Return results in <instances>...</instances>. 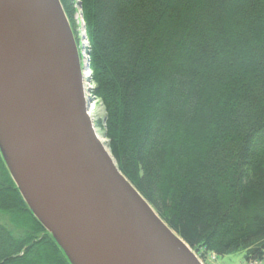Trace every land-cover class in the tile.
<instances>
[{
  "label": "trees",
  "instance_id": "trees-1",
  "mask_svg": "<svg viewBox=\"0 0 264 264\" xmlns=\"http://www.w3.org/2000/svg\"><path fill=\"white\" fill-rule=\"evenodd\" d=\"M88 26L95 127L200 257L264 258V0H60ZM0 264H71L0 154Z\"/></svg>",
  "mask_w": 264,
  "mask_h": 264
},
{
  "label": "water",
  "instance_id": "water-1",
  "mask_svg": "<svg viewBox=\"0 0 264 264\" xmlns=\"http://www.w3.org/2000/svg\"><path fill=\"white\" fill-rule=\"evenodd\" d=\"M60 0H0V154L71 264H202L121 173L90 117Z\"/></svg>",
  "mask_w": 264,
  "mask_h": 264
},
{
  "label": "rangeland",
  "instance_id": "rangeland-1",
  "mask_svg": "<svg viewBox=\"0 0 264 264\" xmlns=\"http://www.w3.org/2000/svg\"><path fill=\"white\" fill-rule=\"evenodd\" d=\"M76 2H78L80 4V0H76ZM78 9L80 10V12L77 14L76 16V25H77V31H78V37H79V42H77L78 45V51L80 54V58H81V65L87 66L88 67V71H84V87H85V91H86V97L89 98L90 100H92V104L90 107V117L94 123V125L96 124V122L100 119H106L108 116L106 107L104 105V103L99 100L98 98H96L93 93L92 90L95 89V85L93 83V79H92V72L89 69V47H90V43L88 40V26L86 27V24L84 22V19L82 17L83 12L81 7L78 5ZM74 34V33H73ZM76 39V38H75ZM96 132L98 133L101 141L106 145L107 149L108 145H109V140L106 139L103 135V133L101 131H98L96 129ZM110 152V150H109ZM198 260L202 263V264H245V253L242 252H237L228 256H224L221 258L216 257L214 254L208 253L205 257V259H203L202 257H200V255L196 254Z\"/></svg>",
  "mask_w": 264,
  "mask_h": 264
},
{
  "label": "built area",
  "instance_id": "built-area-1",
  "mask_svg": "<svg viewBox=\"0 0 264 264\" xmlns=\"http://www.w3.org/2000/svg\"><path fill=\"white\" fill-rule=\"evenodd\" d=\"M245 264H264L262 262H248V263H245Z\"/></svg>",
  "mask_w": 264,
  "mask_h": 264
},
{
  "label": "bare ground",
  "instance_id": "bare-ground-1",
  "mask_svg": "<svg viewBox=\"0 0 264 264\" xmlns=\"http://www.w3.org/2000/svg\"><path fill=\"white\" fill-rule=\"evenodd\" d=\"M250 262H262V263H264V258L262 260H251Z\"/></svg>",
  "mask_w": 264,
  "mask_h": 264
}]
</instances>
